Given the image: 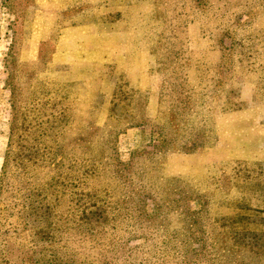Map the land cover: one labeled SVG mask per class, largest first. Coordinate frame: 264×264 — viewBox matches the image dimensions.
I'll return each mask as SVG.
<instances>
[{
  "label": "rangeland",
  "instance_id": "374dc122",
  "mask_svg": "<svg viewBox=\"0 0 264 264\" xmlns=\"http://www.w3.org/2000/svg\"><path fill=\"white\" fill-rule=\"evenodd\" d=\"M0 264H264V0H0Z\"/></svg>",
  "mask_w": 264,
  "mask_h": 264
},
{
  "label": "crops",
  "instance_id": "0c3cea01",
  "mask_svg": "<svg viewBox=\"0 0 264 264\" xmlns=\"http://www.w3.org/2000/svg\"><path fill=\"white\" fill-rule=\"evenodd\" d=\"M133 131H140L139 133L144 134L143 130H140V129H138V128H137L136 130H133ZM128 133H129V135H131V134H130V133H131L130 130L128 131ZM136 134H138V132H137V133L134 132V135H136ZM140 141H143V140L140 139L139 142H140ZM120 144H121V141H120ZM123 144H126V142L123 143ZM123 144H122V145H123ZM138 145H139V144H138ZM123 146H124V145H123ZM120 148H121V147H120Z\"/></svg>",
  "mask_w": 264,
  "mask_h": 264
}]
</instances>
